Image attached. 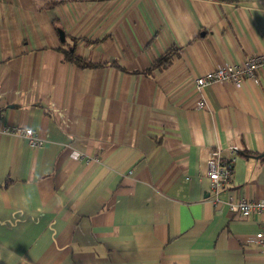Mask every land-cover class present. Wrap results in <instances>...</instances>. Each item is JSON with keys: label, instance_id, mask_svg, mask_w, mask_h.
<instances>
[{"label": "crops", "instance_id": "1", "mask_svg": "<svg viewBox=\"0 0 264 264\" xmlns=\"http://www.w3.org/2000/svg\"><path fill=\"white\" fill-rule=\"evenodd\" d=\"M256 53L264 2L0 0V264H264V211L230 215L205 174L229 149L218 198L264 200V72L202 109L193 84Z\"/></svg>", "mask_w": 264, "mask_h": 264}, {"label": "built area", "instance_id": "2", "mask_svg": "<svg viewBox=\"0 0 264 264\" xmlns=\"http://www.w3.org/2000/svg\"><path fill=\"white\" fill-rule=\"evenodd\" d=\"M264 72V53L249 55L245 60L238 64H227L222 67L207 71L193 79L194 90L198 94L196 107L202 109L206 106L202 90L204 87L213 84H238L243 79H253L255 73ZM5 132L18 136L26 140L31 149L38 148L42 139L31 129H6ZM225 150L227 153L225 154ZM229 149H215L210 152L205 162V174L208 180V191L211 196V203L223 204L230 215L244 219L251 214L264 211V200L247 201L236 199L233 193H229L224 200L218 198L226 187H228L232 174L233 155ZM74 158L79 159L80 155ZM253 239L264 247V228L262 232L254 235Z\"/></svg>", "mask_w": 264, "mask_h": 264}, {"label": "trees", "instance_id": "3", "mask_svg": "<svg viewBox=\"0 0 264 264\" xmlns=\"http://www.w3.org/2000/svg\"><path fill=\"white\" fill-rule=\"evenodd\" d=\"M56 4H58V3H56ZM232 4H234V3H232ZM240 4H247V3H240ZM62 54H63L64 61L76 64L78 67L85 68V67H91L92 66L89 63L83 62L81 59L74 57L73 56V47H71L70 49H68V48L63 49ZM176 55L177 54H176L175 49H170V50L166 51L162 56L155 59L154 62L144 71V73L149 74L154 69L161 71L162 69L166 68L167 66H169L171 64L172 58L175 57Z\"/></svg>", "mask_w": 264, "mask_h": 264}, {"label": "water", "instance_id": "4", "mask_svg": "<svg viewBox=\"0 0 264 264\" xmlns=\"http://www.w3.org/2000/svg\"><path fill=\"white\" fill-rule=\"evenodd\" d=\"M214 1H221V2H229L234 4H240V3H259L264 2V0H214ZM59 41L61 43L64 42V34L61 30H57Z\"/></svg>", "mask_w": 264, "mask_h": 264}]
</instances>
